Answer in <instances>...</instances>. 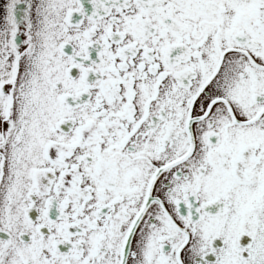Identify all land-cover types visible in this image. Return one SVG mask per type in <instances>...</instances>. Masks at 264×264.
<instances>
[{"label": "flooded vegetation", "instance_id": "obj_1", "mask_svg": "<svg viewBox=\"0 0 264 264\" xmlns=\"http://www.w3.org/2000/svg\"><path fill=\"white\" fill-rule=\"evenodd\" d=\"M0 264H264V0H0Z\"/></svg>", "mask_w": 264, "mask_h": 264}]
</instances>
